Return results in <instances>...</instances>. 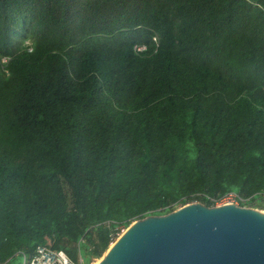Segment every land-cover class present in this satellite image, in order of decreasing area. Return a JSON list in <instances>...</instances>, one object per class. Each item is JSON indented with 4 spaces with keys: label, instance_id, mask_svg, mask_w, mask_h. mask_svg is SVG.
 Wrapping results in <instances>:
<instances>
[{
    "label": "trees",
    "instance_id": "trees-1",
    "mask_svg": "<svg viewBox=\"0 0 264 264\" xmlns=\"http://www.w3.org/2000/svg\"><path fill=\"white\" fill-rule=\"evenodd\" d=\"M231 191L264 199V0H0V262Z\"/></svg>",
    "mask_w": 264,
    "mask_h": 264
},
{
    "label": "water",
    "instance_id": "water-1",
    "mask_svg": "<svg viewBox=\"0 0 264 264\" xmlns=\"http://www.w3.org/2000/svg\"><path fill=\"white\" fill-rule=\"evenodd\" d=\"M98 264H264V211L192 202L132 222Z\"/></svg>",
    "mask_w": 264,
    "mask_h": 264
},
{
    "label": "built area",
    "instance_id": "built-area-1",
    "mask_svg": "<svg viewBox=\"0 0 264 264\" xmlns=\"http://www.w3.org/2000/svg\"><path fill=\"white\" fill-rule=\"evenodd\" d=\"M147 47L146 45H135L137 51H143ZM249 199L243 198L236 192H228L223 196L217 204L235 203L237 205H245ZM124 232V231H123ZM121 234L119 232L111 237V245ZM80 250V249H79ZM21 256V264H84V258L82 254H79L78 260H75L69 256V254L62 249H56L50 244H39L33 250H19L13 257L9 258L6 262H0V264H10L13 258Z\"/></svg>",
    "mask_w": 264,
    "mask_h": 264
},
{
    "label": "rangeland",
    "instance_id": "rangeland-1",
    "mask_svg": "<svg viewBox=\"0 0 264 264\" xmlns=\"http://www.w3.org/2000/svg\"><path fill=\"white\" fill-rule=\"evenodd\" d=\"M217 205H219V204H217ZM243 206H247V207H251V208H255V209H259V210L264 211V199L257 198L253 201L247 202ZM180 207H182V206L179 205L176 209H178ZM127 228H128L127 225L121 226L119 233L122 234L123 231H125ZM48 244H50V243H48ZM79 254L80 255L82 254V258H84V264L97 263L102 258V257H95V255L92 254V252L89 251V249H88V251L78 250V257H79ZM12 260L13 261L10 262V264H21V256H16ZM76 260H78V258Z\"/></svg>",
    "mask_w": 264,
    "mask_h": 264
},
{
    "label": "bare ground",
    "instance_id": "bare-ground-1",
    "mask_svg": "<svg viewBox=\"0 0 264 264\" xmlns=\"http://www.w3.org/2000/svg\"><path fill=\"white\" fill-rule=\"evenodd\" d=\"M101 260V259H100ZM100 260H99V262H100ZM99 262H97V263H93V264H98Z\"/></svg>",
    "mask_w": 264,
    "mask_h": 264
},
{
    "label": "crops",
    "instance_id": "crops-1",
    "mask_svg": "<svg viewBox=\"0 0 264 264\" xmlns=\"http://www.w3.org/2000/svg\"><path fill=\"white\" fill-rule=\"evenodd\" d=\"M111 245V244H110Z\"/></svg>",
    "mask_w": 264,
    "mask_h": 264
}]
</instances>
